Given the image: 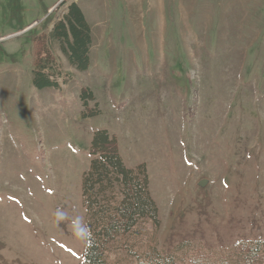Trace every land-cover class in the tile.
Masks as SVG:
<instances>
[{
	"label": "rangeland",
	"instance_id": "374dc122",
	"mask_svg": "<svg viewBox=\"0 0 264 264\" xmlns=\"http://www.w3.org/2000/svg\"><path fill=\"white\" fill-rule=\"evenodd\" d=\"M71 1L0 0V264H80L97 130L116 137L125 167L144 164L160 221L139 222L107 264L153 248L175 264H264L243 251L264 240V0H165L161 16L131 24L92 17L113 25L87 70L52 40L67 78L36 89L32 39Z\"/></svg>",
	"mask_w": 264,
	"mask_h": 264
},
{
	"label": "trees",
	"instance_id": "16d2710c",
	"mask_svg": "<svg viewBox=\"0 0 264 264\" xmlns=\"http://www.w3.org/2000/svg\"><path fill=\"white\" fill-rule=\"evenodd\" d=\"M65 4L63 1L61 6ZM52 40L60 43L71 65L80 71L87 70L90 28L75 3L66 5L49 33L42 32L32 39V83L39 90L57 89L67 78L58 68L50 46ZM80 98L85 108L89 101H94L93 94L85 89ZM97 113L95 110L92 115ZM89 154L91 160L81 183L86 235L80 264H107L110 253L121 250L125 238L139 222L148 220L157 228L160 221L144 164L134 169L125 167L115 136L106 130L94 132ZM243 251L251 260H258L264 252V240L246 246ZM136 257L137 264H175L172 255H161L155 248Z\"/></svg>",
	"mask_w": 264,
	"mask_h": 264
},
{
	"label": "crops",
	"instance_id": "0c3cea01",
	"mask_svg": "<svg viewBox=\"0 0 264 264\" xmlns=\"http://www.w3.org/2000/svg\"><path fill=\"white\" fill-rule=\"evenodd\" d=\"M164 2L165 0H72L71 3H75L80 8L90 28L91 46L88 54L89 64H91L90 62L92 60L91 48L96 40V35H100V41L104 42L108 39V34L112 32L110 28L113 25V22L108 25L105 23L97 28L94 25L96 22H92V17H119L124 18L123 20L128 19L130 21L129 24H131V18H153L159 17V15L161 16L165 7ZM102 47L103 44L98 49ZM99 54H96V58Z\"/></svg>",
	"mask_w": 264,
	"mask_h": 264
},
{
	"label": "water",
	"instance_id": "95a60500",
	"mask_svg": "<svg viewBox=\"0 0 264 264\" xmlns=\"http://www.w3.org/2000/svg\"><path fill=\"white\" fill-rule=\"evenodd\" d=\"M205 182H206L205 180H201V181L199 182L198 185H199L200 187H202V186L205 184Z\"/></svg>",
	"mask_w": 264,
	"mask_h": 264
},
{
	"label": "clouds",
	"instance_id": "9594fccd",
	"mask_svg": "<svg viewBox=\"0 0 264 264\" xmlns=\"http://www.w3.org/2000/svg\"><path fill=\"white\" fill-rule=\"evenodd\" d=\"M59 215V214H58Z\"/></svg>",
	"mask_w": 264,
	"mask_h": 264
}]
</instances>
